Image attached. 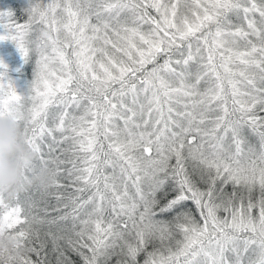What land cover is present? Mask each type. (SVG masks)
Wrapping results in <instances>:
<instances>
[{
    "label": "trees",
    "instance_id": "16d2710c",
    "mask_svg": "<svg viewBox=\"0 0 264 264\" xmlns=\"http://www.w3.org/2000/svg\"><path fill=\"white\" fill-rule=\"evenodd\" d=\"M260 1L254 0L253 8L248 9L249 0H243L234 10L235 17L241 21L239 14L248 10L253 28L257 23L264 25V18L255 6L264 8ZM112 3L135 11L142 20V16L159 19L154 8L149 15L152 11L149 5L145 10L127 0ZM0 14H3L1 27L7 32H19L23 42L20 44L30 52L34 42L53 35L38 32L37 25L47 24L36 15L27 14L24 0H0ZM256 32L253 41H236L240 45L237 48L224 46V51L236 53L238 65L257 67V72L245 66L228 72L236 84L231 85L229 94L224 93L227 82L221 79V71L213 66L205 68L201 59L204 48L201 57L193 47H189V56L181 57L182 45L197 43L210 49L209 41L198 38L200 42H192L184 38L180 47L161 53L171 71H163L161 75L164 85L160 91H168V95L161 94L156 101L159 112L167 107L191 119L189 128L172 141L161 142L164 134L157 129L167 126L170 129L173 124L163 117L142 119L141 114L148 116L149 111L129 116L118 110L111 121L108 111H88V104L104 98L113 85L99 92L95 90L96 84L92 86L86 79L83 80L88 86L80 85L68 92L81 102L82 111L67 112L61 128L51 129L47 119H53L54 115L49 112L45 117L46 111L37 116L48 127L36 123L25 128L0 125V264H130V255L138 249V239L126 232L127 224L137 223L135 230L140 238L151 237V223L147 226L141 218L147 210L153 217L148 216L149 220L159 229L155 235L162 242L144 244L142 252L147 254L156 245V255L164 251L165 264H171L172 259L192 250L191 236L197 228L193 227V222L197 224L195 214L200 215L203 227L205 216L224 205L233 213L248 206L264 212V188L226 177L227 174L218 173L219 166H210L231 161L229 156L217 153L223 129L231 125L239 132L233 129L230 140L242 138L244 147V141L250 146L264 147V30ZM169 34L178 37L176 32ZM165 42L163 39L162 43ZM65 51L67 57L70 51ZM243 53L249 57L242 58ZM195 54L198 59H192ZM187 61L189 65L185 64ZM233 90L248 95L242 94L245 98L238 103L231 97L224 98ZM167 146L176 147V152H169ZM188 146L194 147L190 148L191 157L183 151ZM146 160L154 163L155 180L160 184L152 188L155 191L151 196L143 190L144 200L137 202L127 187V179L133 170L141 172ZM256 196L262 201L259 206L251 204ZM139 204L142 207L136 210ZM113 205L122 209H114ZM216 222L208 221L206 229L224 234L227 225L218 218ZM169 252L175 256L170 257Z\"/></svg>",
    "mask_w": 264,
    "mask_h": 264
},
{
    "label": "rangeland",
    "instance_id": "374dc122",
    "mask_svg": "<svg viewBox=\"0 0 264 264\" xmlns=\"http://www.w3.org/2000/svg\"><path fill=\"white\" fill-rule=\"evenodd\" d=\"M108 1L24 0L27 14L30 17L36 15L47 24L37 25L38 32L44 36L53 34L41 42H34L31 52L24 44H20L23 42L19 32H7L1 27L3 14H0L1 126L15 124L25 128L30 123H36L39 127L47 126L45 120L37 116L41 111H46L45 117L49 116V112L54 115V120L47 119L51 129L61 128L67 112L82 111L81 102L68 95V92L77 90L80 85L88 86L83 80L86 79L92 86L95 83V90L99 92L113 85L104 98L88 104V111H108L110 121L118 110L126 111L129 116H137V111H149L148 116L141 114L142 119L151 117L159 120L163 117L173 124L174 127L170 129L168 126L157 129L164 134L160 141L168 142L180 137L189 128L191 119L185 113L171 111L167 107L162 113L159 112L160 106L156 101L161 94L168 95V91H160L164 85L161 75L163 71H171L167 59L161 55L163 51L167 53L180 47L184 44V38L192 42L198 38L209 41L210 49L197 43L182 45L181 57L186 58L191 54L189 47L199 54L204 48V58L201 54L200 57L205 68L209 70L213 66L221 71V79L227 82V90H223L228 94L231 85H236L228 72L235 71L238 66H245L248 70L253 67L257 72L256 66L238 65L235 52L224 51V46L239 47L236 41H253L256 31L264 30L263 24L257 23L252 27L248 10L239 14L241 21L235 17L234 10L243 0H127L145 10L146 5H149L152 10L149 15L154 11L159 13L158 20L142 16L145 22L135 11L113 5L112 0ZM252 3L254 0H249L248 9L253 8ZM263 3L264 0L259 2ZM255 6L264 18V8ZM171 10L172 18L169 16ZM169 32H176L178 37L172 38ZM168 36L171 38L168 39ZM163 39L167 42L162 43ZM169 45L171 47L168 48ZM66 49L70 51L67 57ZM248 57V53L242 54V58ZM198 58L195 54L192 59ZM185 64L189 65L188 61ZM207 91L210 92V86ZM242 94L248 95L247 92L233 90L224 98L231 97L238 103L245 98ZM233 129L239 132L232 125L223 129L221 145L217 150L218 155L229 156L231 161L210 163V166H219L218 173L227 174L226 177L242 180L247 185L252 182L258 188H264V147L250 146L247 141H244V147L242 138L230 140ZM155 147L160 150L157 143ZM190 148L194 147L183 148L189 157L193 154ZM167 149L171 153L176 152L174 146H167ZM207 152L211 155L209 150ZM155 173L154 163L146 160L141 172L133 170L128 176L127 187L137 202L144 200L143 190L151 196L152 191H155L152 188L160 184L155 180ZM261 203L257 196L251 199L252 205L259 206ZM113 206L114 209H122L119 205ZM141 207L139 204L136 210ZM194 209L197 212V208L192 207V211ZM147 211L141 218L147 226L151 223V237L140 238L139 231L135 230L137 223L127 224L126 232L138 239V249L130 255V264H165V252L156 255V245L151 246L147 254L142 252L144 244L162 242L155 235L159 229L156 230V223L149 220L148 216L153 217ZM235 213L228 205H224L205 216L203 227L200 226V215L195 214L197 224L193 222V227L197 228L191 236L192 250L179 259H172L171 264H204L205 260L206 264H264V212L261 208L248 206ZM217 218L227 225L224 234L206 229L208 221L217 223ZM120 245L125 246L123 240ZM168 254L170 257L175 256V253Z\"/></svg>",
    "mask_w": 264,
    "mask_h": 264
}]
</instances>
